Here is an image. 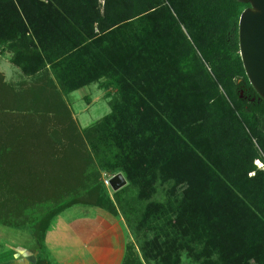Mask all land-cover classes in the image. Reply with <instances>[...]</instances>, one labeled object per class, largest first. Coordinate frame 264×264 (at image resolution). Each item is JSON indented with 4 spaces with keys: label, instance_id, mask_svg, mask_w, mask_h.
<instances>
[{
    "label": "trees",
    "instance_id": "obj_1",
    "mask_svg": "<svg viewBox=\"0 0 264 264\" xmlns=\"http://www.w3.org/2000/svg\"><path fill=\"white\" fill-rule=\"evenodd\" d=\"M236 0H0V226L46 232L75 207L121 216L124 264H264V101L246 77ZM109 114L77 129L66 98ZM102 173L127 184L104 198ZM160 197V198H159Z\"/></svg>",
    "mask_w": 264,
    "mask_h": 264
},
{
    "label": "crops",
    "instance_id": "obj_2",
    "mask_svg": "<svg viewBox=\"0 0 264 264\" xmlns=\"http://www.w3.org/2000/svg\"><path fill=\"white\" fill-rule=\"evenodd\" d=\"M84 210L66 223L63 220L57 224L66 210L48 228L44 251L50 264H124L132 251L137 254L133 239L119 216L97 209ZM89 210L93 213L88 214ZM27 247L30 252L24 249L22 260L8 261V255H2L0 264H26L27 255L36 254L33 245Z\"/></svg>",
    "mask_w": 264,
    "mask_h": 264
},
{
    "label": "rangeland",
    "instance_id": "obj_3",
    "mask_svg": "<svg viewBox=\"0 0 264 264\" xmlns=\"http://www.w3.org/2000/svg\"><path fill=\"white\" fill-rule=\"evenodd\" d=\"M10 57L11 55L7 53L6 50L0 49V73L2 72L7 83L12 84V86L17 89L23 81V77L15 67L8 63ZM112 94L113 92L111 91L100 90L97 85H90L66 98L67 104L72 111L76 127L80 132L109 114L110 108L108 106V101L112 97ZM254 165L257 169H264V164L261 161L254 162ZM103 174L104 173L101 175V180L103 179ZM102 185L104 187L102 192L104 198L112 201V196L115 192H113L111 188H107L103 183ZM84 209L95 208L75 207L70 209L59 217L57 224L63 223V220L66 223L71 217L82 214ZM87 213L92 214L93 211L89 210ZM119 217L122 219L121 216ZM29 245L35 247L27 225L19 229H10L0 226V256L8 255V261H14L15 258L22 260L23 258H21V256L24 253L23 251L24 249L27 250L26 248H28L27 246ZM27 251L30 252V250ZM27 256L29 261L26 260L25 263H34L32 261L36 260L37 253ZM183 264L191 263L183 258Z\"/></svg>",
    "mask_w": 264,
    "mask_h": 264
},
{
    "label": "water",
    "instance_id": "obj_4",
    "mask_svg": "<svg viewBox=\"0 0 264 264\" xmlns=\"http://www.w3.org/2000/svg\"><path fill=\"white\" fill-rule=\"evenodd\" d=\"M249 5L239 18L238 41L241 62L250 86L264 101V0H236ZM122 174L110 180V187L117 192L126 186Z\"/></svg>",
    "mask_w": 264,
    "mask_h": 264
},
{
    "label": "built area",
    "instance_id": "obj_5",
    "mask_svg": "<svg viewBox=\"0 0 264 264\" xmlns=\"http://www.w3.org/2000/svg\"><path fill=\"white\" fill-rule=\"evenodd\" d=\"M115 177V175H109L104 173L103 174V179H102V183L107 187V188H111L110 187V180Z\"/></svg>",
    "mask_w": 264,
    "mask_h": 264
}]
</instances>
